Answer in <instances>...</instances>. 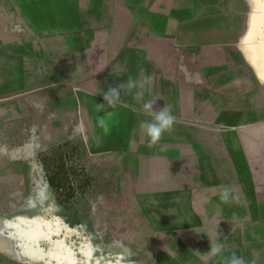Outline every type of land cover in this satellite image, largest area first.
<instances>
[{"label": "crops", "instance_id": "obj_1", "mask_svg": "<svg viewBox=\"0 0 264 264\" xmlns=\"http://www.w3.org/2000/svg\"><path fill=\"white\" fill-rule=\"evenodd\" d=\"M252 12L253 0H0V99L41 92L81 109L100 178L114 171L130 204L95 264H223L200 255L217 234L225 257L264 264V8L250 33ZM129 77L150 78L143 98L125 88L106 105ZM150 100L176 117L155 144L141 127ZM7 235L0 264H32Z\"/></svg>", "mask_w": 264, "mask_h": 264}, {"label": "rangeland", "instance_id": "obj_2", "mask_svg": "<svg viewBox=\"0 0 264 264\" xmlns=\"http://www.w3.org/2000/svg\"><path fill=\"white\" fill-rule=\"evenodd\" d=\"M62 103L41 92L31 98L11 92L0 99V226L8 234L1 246L9 244L16 255L24 248L20 240L16 246L9 241L14 235L31 238L33 221H39L35 228L45 225L54 242L106 249V237L120 235L118 208L130 207L114 171L110 181L100 178L97 124Z\"/></svg>", "mask_w": 264, "mask_h": 264}, {"label": "clouds", "instance_id": "obj_3", "mask_svg": "<svg viewBox=\"0 0 264 264\" xmlns=\"http://www.w3.org/2000/svg\"><path fill=\"white\" fill-rule=\"evenodd\" d=\"M150 83V78H145L139 85L135 80L129 77L126 84L121 83L118 87L109 89L106 93H103V100L106 105L115 106L119 103L121 98V91L123 89H135L139 90L135 94L137 100H141L144 95V86ZM156 101H147L143 103L142 109L144 112L151 116V120L143 121L141 127L144 129L145 136L148 138L150 144L157 143L166 131H169L174 123L176 122V117L172 114L170 106H163L159 111H154L153 107ZM104 105L97 106L99 110H102ZM112 115V114H109ZM98 126L102 129L104 134H107L110 130L109 123L103 116L98 120ZM219 198L222 202H229L234 199L233 194L230 189L225 188L219 193ZM203 233V232H201ZM200 254V253H199ZM202 257H219L223 261V264H246L243 257H238L235 253L231 256H224V246L220 243L217 237L213 238L210 242L209 250L205 254H200Z\"/></svg>", "mask_w": 264, "mask_h": 264}, {"label": "snow or ice", "instance_id": "obj_4", "mask_svg": "<svg viewBox=\"0 0 264 264\" xmlns=\"http://www.w3.org/2000/svg\"><path fill=\"white\" fill-rule=\"evenodd\" d=\"M257 5L264 8V0H253V12L249 18L250 33L256 17ZM261 29L264 31V17L261 18ZM24 223L28 222L25 221ZM35 224H39V221H33L29 229H27L33 233L31 238L21 240L19 235H14L9 243L12 246H16L15 241L20 240L26 256L30 259L46 260L49 264H95L98 249L94 248L90 243L54 242L53 238L48 235V228L45 225L35 228ZM59 235L64 236V232L61 231Z\"/></svg>", "mask_w": 264, "mask_h": 264}]
</instances>
